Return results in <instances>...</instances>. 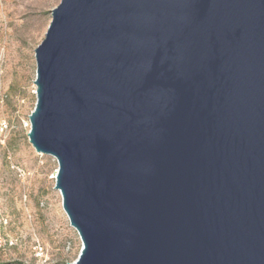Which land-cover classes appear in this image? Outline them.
Listing matches in <instances>:
<instances>
[{
  "label": "water",
  "instance_id": "water-1",
  "mask_svg": "<svg viewBox=\"0 0 264 264\" xmlns=\"http://www.w3.org/2000/svg\"><path fill=\"white\" fill-rule=\"evenodd\" d=\"M34 51L69 264H264V0H61Z\"/></svg>",
  "mask_w": 264,
  "mask_h": 264
},
{
  "label": "rangeland",
  "instance_id": "rangeland-1",
  "mask_svg": "<svg viewBox=\"0 0 264 264\" xmlns=\"http://www.w3.org/2000/svg\"><path fill=\"white\" fill-rule=\"evenodd\" d=\"M61 0H0V264H69L82 249L55 188L57 159L28 132L35 49Z\"/></svg>",
  "mask_w": 264,
  "mask_h": 264
}]
</instances>
